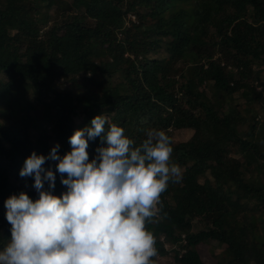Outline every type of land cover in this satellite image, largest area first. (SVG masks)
<instances>
[{
  "label": "trees",
  "instance_id": "1",
  "mask_svg": "<svg viewBox=\"0 0 264 264\" xmlns=\"http://www.w3.org/2000/svg\"><path fill=\"white\" fill-rule=\"evenodd\" d=\"M162 48L167 55L150 56ZM263 71L264 0H0V249L11 235L6 199L39 196L34 177L19 175L26 158L57 143L64 155L74 131L103 113L137 144L148 129L194 131L173 141L183 178L162 194L166 218L146 225L158 253L177 242L176 264H206L197 246L217 239V264H264V136L254 106L264 100ZM78 75L99 77L100 93L83 82V96L56 87ZM237 94L254 115L248 129ZM100 145L89 141L90 159Z\"/></svg>",
  "mask_w": 264,
  "mask_h": 264
},
{
  "label": "clouds",
  "instance_id": "2",
  "mask_svg": "<svg viewBox=\"0 0 264 264\" xmlns=\"http://www.w3.org/2000/svg\"><path fill=\"white\" fill-rule=\"evenodd\" d=\"M97 137L101 145L90 159L89 141ZM68 142L71 150L62 156L57 143L47 156L33 151L26 158L19 175L34 177L39 196L21 191L6 199L11 235L0 264H156L170 252L168 244L179 249L167 241L168 253H158L146 226L166 218L162 194L183 178L165 130L148 129L137 144L101 113ZM46 161L53 163L46 167ZM57 172L66 186L60 195L54 192Z\"/></svg>",
  "mask_w": 264,
  "mask_h": 264
},
{
  "label": "rangeland",
  "instance_id": "3",
  "mask_svg": "<svg viewBox=\"0 0 264 264\" xmlns=\"http://www.w3.org/2000/svg\"><path fill=\"white\" fill-rule=\"evenodd\" d=\"M71 11H72V17H75V13L81 12V10H76V9H74V7ZM128 17H133V19H134V18H136V14L134 12H130ZM95 21L96 20L94 18L91 21V23H94ZM162 54L167 55V52L163 48L158 50V51L151 52L150 56L160 57ZM165 62H166V60L162 59V63H165ZM182 64H184V61H182V60L176 63L177 66H183ZM262 74H263V76H261V77L264 79V71ZM96 81H100L99 77L97 78ZM96 81H92L90 83V79H88V81H87V80H84L81 75H78L77 76V82H74L71 79H65V78L64 79H62V78L57 79L56 80V87L58 89H63L65 91H72V93L76 96H83L88 91H86V87L80 85L81 82L87 83V85H89V89H91L97 93H100L101 87L98 85V82H96ZM259 87H260L259 89L264 90L263 85H259ZM197 92H199L201 94L203 100H206L207 94L209 92L208 85L203 84L202 86H200L197 89ZM236 96H237L236 100L240 104L239 108L240 109H242L243 107L246 108L248 106V104L246 103V98L241 97L239 94H237ZM30 98L33 99L32 96H30ZM254 106H255L256 112L258 113V115L256 117V120H258V123H257L258 128L256 130V134L257 135L262 134L264 136V100L255 101ZM38 108H39L38 113L40 114L42 109L39 106H38ZM243 115L247 118V120L241 125V128L248 129L250 127L249 126L250 123L253 122L252 117L254 115L251 114V112H249L247 109H244V108H243ZM80 120H81V116H77L76 121L79 122ZM193 135H194V131L192 129L184 128V129H176L174 131H171L170 136L172 137V140L174 142H179V141L188 140ZM178 166H180V165H178ZM260 177L262 178V176H260ZM211 178L213 180L212 176H211ZM199 180L201 182H203L205 180V176H202V178H200ZM193 226H194V230H198L201 227H203V222L197 218L195 220V223ZM168 248H170V252L165 256H160L159 258H157L155 260L156 264H176V261L174 258V251L171 249L170 244H168ZM224 248H225V246L222 244V242L219 243L217 240H212L210 242H202V243L198 244V246H197V249H198L201 257L206 264H217L219 256L222 254V251L224 250Z\"/></svg>",
  "mask_w": 264,
  "mask_h": 264
}]
</instances>
